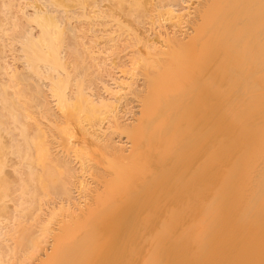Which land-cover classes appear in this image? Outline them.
<instances>
[{"label": "bare ground", "instance_id": "obj_1", "mask_svg": "<svg viewBox=\"0 0 264 264\" xmlns=\"http://www.w3.org/2000/svg\"><path fill=\"white\" fill-rule=\"evenodd\" d=\"M202 113L210 124L192 165L213 166L217 154L229 178L185 165L206 182L193 171L195 199L205 208L202 188H227L210 205L226 194L220 217H241L233 229L207 205L221 225L212 239L199 217L213 240L204 237L201 264H264V0H0V264H84L89 236L71 249L63 241L113 193L154 178L159 166L142 160L173 149ZM155 255L150 264L171 259Z\"/></svg>", "mask_w": 264, "mask_h": 264}, {"label": "rangeland", "instance_id": "obj_2", "mask_svg": "<svg viewBox=\"0 0 264 264\" xmlns=\"http://www.w3.org/2000/svg\"><path fill=\"white\" fill-rule=\"evenodd\" d=\"M38 4H40V3H38ZM38 6L40 7L42 5H38ZM189 99L190 98H188L185 101L186 105L184 104V102L180 103L183 105V107H182V105L179 104L178 101H176L175 105L173 104L174 110H172V116H171V113H170V116L173 117L174 115H176V113L182 114L185 111L184 109L187 108V106H188V108H190V106L194 105L193 103H195V102H194L193 98L191 99V101ZM187 102H189V104L192 103V105H189ZM184 107H186V108H184ZM178 110L179 111L181 110V112H179ZM207 117H208L207 113H202V114H199L198 118H197V116H195V117H191V118L187 119V121L185 122L184 128L181 130H178L177 133L172 137L175 140L174 144L172 145L173 149H169L167 151H164V154L162 153V155L159 152L154 153L152 159H147V160H150L149 163H145L147 161L144 159H143L144 162L142 160L143 163L141 162V164H143V165L144 164L151 165L150 162H152V164L156 163V166H159L157 168L158 170L156 169V171H155L156 176L154 178H148L147 180H144V181H143V179L141 181L139 180L134 185L127 187L126 189H123L121 191L113 193L109 198H106L104 200V202H102L98 206V208L94 214L88 216L83 221L80 228H78L74 232V234L72 235L71 238L63 241V242H66V247L68 249H71L79 241H81L82 239L89 236V238H90L88 240V248L89 249H87V251L82 256L80 254H78L79 256L77 255L78 257H76V259L79 262H82L84 264H150L152 259H154V260H152V262L153 261L159 262L158 259L156 260V257L152 258V259H150V258L153 257L156 254V252L158 254L157 249L160 248V250H161V245H162V247H168V250L169 249L171 250L170 251L171 254L170 253L168 254V252H169L168 250H167V253H165L166 252L165 250L167 248H164V250L162 249V252L159 250L158 256H160L161 253H164L167 255L168 258L171 257L170 260L172 262H170V260H168V262L166 263L165 261H167V260L163 259L166 257V255L163 254V256H164L163 258L160 256L164 260L165 264H169V262L171 264H201L202 258L199 257L200 255L198 254V252L201 249L204 250L205 246H209L210 244L213 243V240H212L213 235L212 234L214 233V230H216L217 228H220V227H216L215 223L220 224L219 221L222 219V217H220V215H221L220 211H221V209L225 208L222 206V204L224 205V202H225L224 200L228 197V196L226 197V194H223L222 196L220 195L222 197V199L220 198L221 200L217 199V197H215V199H217L218 201L220 200V202H221L220 203V202L216 201L217 203L221 204V206H220V204H219V206H217V205L216 206L219 208L222 207L220 210L218 208H216V209H218V212L216 211L218 214H216V212H215V214L219 215V216L215 215L217 217V220L220 217V220L219 221L216 220V222L214 219L209 220V219H212L213 217H215V216H213V217L210 216L209 213H210V210H213V208L215 209V207H216V206H214V204H216V203H214L215 200H211V198H212L211 195L217 196L216 194H218L219 192L222 191V189L224 190L225 188H222L221 191H219L218 193H217V190L215 189L214 193H216V194L210 193L211 195L210 196L208 195L209 196L208 197L207 193L209 194V192H211V191L213 192V190L215 188L214 186L212 187V185H211V184L215 185V183H211L214 181L210 180L211 182H209L208 183L209 185L208 184L207 185H208V187L211 186L213 189L210 188V189H212L211 191H208V192L205 191V193L207 192L205 195L206 197L203 196V194H205L202 192L203 188L201 189V193H202L203 197L200 194L199 198L201 197L202 201L204 200L203 198H207V200H204L205 201L204 207L206 206L205 208H209L210 206L211 207L214 206L212 209L210 207L209 208L210 210L203 208L201 206L202 204L200 205L201 200L198 203L199 199L198 200L195 199V196L198 195V193H196V192H198V190L200 191V189L196 190L198 188L197 187L198 185H196V184H198V183L201 184V182H202L199 180L200 178L198 179V176L202 173V171L200 169L199 170L200 174L198 172L199 175L197 176V173L195 172L196 169H195V171L193 170L194 169L193 166H196V163H195V165H192L195 162V161L193 162L195 155L193 156L192 151L204 138L205 128H206V126H208L210 124V122L207 121ZM213 146H214V143H213ZM184 147H186L185 150L187 151V152H185V153H187L186 157H183L184 154L181 152V149ZM229 147H231V148L228 149V150H230V152L229 151L228 152L233 157L236 156V154H239V151H237L236 153H233L235 151V149H232V146H229ZM235 148H237V146ZM231 150H233V151H231ZM165 154H167L169 157L167 155L165 156ZM216 155L217 154H215V156ZM188 156H190V159ZM215 156H214V158H215V160H217V158ZM159 157H160V159H159ZM165 157H167V159ZM196 157H198V156H196ZM163 158H164V161H162ZM202 158H204V156ZM183 159H184V163H185L183 165L184 167H185V165H187V167L190 165L193 168L192 169L191 167H189V170H190V168L192 169L189 174L187 173L188 169L186 167H185L186 173H185V171H183L184 170L183 167H182L183 169L181 170V163L183 164ZM215 160H214V163H215ZM200 161L202 162L203 160L199 159V163H200ZM218 161H219V159H218ZM217 162L215 164H217ZM188 163H191V164H188ZM199 163H197V166ZM214 163H212L213 166L210 164L204 163L206 165H209V167L206 165H202L201 163L199 165L202 166L201 168H203V167L205 168V166H206V168L208 167L210 169V168L214 167ZM217 165H216V167H218V169H219L220 166H217ZM219 165H221V164H219ZM197 166H196V168L200 167V166H198V167ZM228 167H229V165H228ZM228 167H226L224 165L223 168H227L226 170H228ZM108 168H109L110 172L113 171L112 167H108ZM206 168H205V170H206ZM208 168H207V170H209ZM212 169L210 170L211 173L208 172L207 175H210V174L213 175L212 173H215L217 175V173L220 172V174H218V176L220 175L221 177L218 178L216 175H213V176H216V178H218V180H220V179H222L224 181L227 180L224 178L226 176H228L229 174L227 173V171L225 169H223V171L226 172L228 175H226L224 178H223V176L226 173H222L223 171L220 170L221 168L219 169L220 171H218V172H217V170H218L217 168H215V169H217L216 171L213 169L215 172ZM231 170L232 169L229 170V173H231ZM180 171L182 173H180ZM193 171L196 174H194ZM180 174L182 177L180 176ZM182 174L186 175V177L185 176L183 177ZM193 174H194V176H197L198 181H197V183L195 181L196 186L192 185V184H194ZM167 177H171L172 180L174 179V181H173L174 185H173V183H171V181H172L171 178H167ZM211 177L212 176H210L209 178L211 179ZM209 178H207V180ZM216 178L213 180L216 181L215 186L217 187V185L219 183H217ZM226 178H229V177H226ZM166 180H170V181L168 182ZM203 180H206V178H204ZM163 181H165V182H163ZM162 183L163 184L165 183V185L167 187L165 185H163ZM168 183H170V185H168ZM204 183H206V182H204ZM221 183L222 182H220L219 185L223 184V183L222 184ZM207 185H206V188H207ZM168 186H169V188H168ZM202 186H205V184ZM195 187H197V188L195 189ZM222 187H225V184H223ZM170 188H172V189H170ZM219 188H221V187H219ZM219 188H217V189L219 190ZM207 189H204V190H207ZM226 189L223 191V193L226 191ZM156 193L159 196L158 195L156 196ZM224 195H225V197H224ZM223 197L225 198L224 200H223ZM197 198H198V196H197ZM208 198H210L209 200L213 201L212 203H214V204L211 203L212 205H210ZM182 199H184V200H182ZM206 201H208L209 203L207 202L208 203L207 204ZM87 202H88V200H87ZM9 204L11 205L12 203H9ZM207 205L208 206L210 205V206L208 207ZM225 205L227 206L226 202H225ZM119 207L120 208L125 207V209L119 210V212L112 217V220L110 222V226H108V228L105 230V232L103 231V235H101L100 239H98L99 237H96L98 229L101 228L102 224L105 221H108V219H110L111 216L114 213H116L118 209H120ZM202 209L205 211L208 210L209 213H208V211L206 213H205V211H203L204 212L203 213ZM222 211H224V214H225L226 210H222ZM109 212H111V213L109 214ZM219 212H220V214H219ZM235 212H238V215H240L239 211L235 210ZM211 213H212V211H211ZM213 213H212V215H214ZM224 214H223V216H224ZM235 214L233 215V217H236V218H234V219L232 218V220L227 221V222L223 218L224 221L226 223L231 222V224H232L233 220L240 221L239 219L241 216H239V219H238V215L236 214L237 216H235ZM205 215H207V216H205ZM157 216L160 219L157 218ZM208 216L212 217V218H209ZM103 217H105V218H103ZM199 217L200 218L205 217L204 219H206V221H204V219H200V221L201 222L204 221L203 223L205 225L203 228L205 230H206V228L207 229L210 228L209 231L210 230L213 231V232H209V231L207 232V235H210L212 233L211 234L212 239L210 236L207 237V235H205L206 234L205 230H203L205 232V234L203 233V235L201 234L202 229L199 230V232H201V233H198V228H201L203 226V223H202V225H201V223L199 224ZM157 221H159V223H163V224L160 225V224H158ZM210 221H212L213 223L215 222V223L213 224ZM236 223L234 222L232 224L233 229H234V227L236 228V226H234V225L238 226V224H240L239 222L237 224ZM153 224L155 226H153ZM207 224L208 225L210 224V226H207ZM218 224H217V226H218ZM227 225H226V227H227ZM232 225L229 224L228 226L232 228ZM212 226L213 227L215 226V227L213 228ZM222 226H224L223 229L226 228L225 224H223ZM93 231L96 233H93ZM208 233H210V234H208ZM195 234H197V235H195ZM196 236H198L200 239H198ZM204 237L207 238V240L210 238L212 240V242H211V240H208L211 242V243L210 242L208 243ZM199 240H200V242H197ZM203 240H205L209 245H205L206 242ZM178 243H179V245L181 244L182 246H180V249L177 250V247L179 246ZM199 243H200V247L198 246ZM201 243H203V244H201ZM156 244H157V246H156ZM151 245H153V246H151ZM201 246H203V247H201ZM48 247H49V251H48L49 259H52L57 252V248L54 247L52 243H50L48 245ZM181 247L184 250L182 252L181 251L179 252V250H182ZM209 247H211V245ZM148 248H150V250L154 249L157 251L156 252L153 251L151 254L150 250H147ZM172 251L174 253H172ZM208 251H210V249H208ZM184 252H186V253H184ZM203 252H199L201 254V257L203 255ZM172 254H175V256H172ZM206 254H208V252ZM206 254H205V256H206ZM147 255L150 256L149 262L147 260L148 257H146ZM155 256H157V255H155ZM158 256H157V258H159ZM203 257H204V255H203ZM206 258H207V256H206ZM206 258H204V259H206ZM202 263H204V262L202 261ZM157 264H163V262H160Z\"/></svg>", "mask_w": 264, "mask_h": 264}]
</instances>
